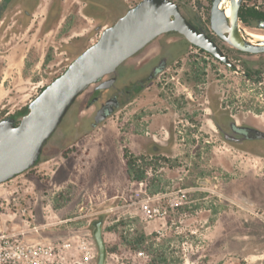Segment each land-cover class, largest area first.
Segmentation results:
<instances>
[{
	"label": "rangeland",
	"instance_id": "374dc122",
	"mask_svg": "<svg viewBox=\"0 0 264 264\" xmlns=\"http://www.w3.org/2000/svg\"><path fill=\"white\" fill-rule=\"evenodd\" d=\"M79 6V0H63L62 21L46 33L37 29V20L9 40L3 38L10 27L0 32V101L10 110L59 74L65 58L73 56L62 51L64 43L82 45L74 38L93 21ZM9 14L12 25L19 13ZM177 36L180 40L166 49L178 57L130 103L87 131L84 122L94 108L87 113L80 107L96 83L91 84L39 161L0 184V234L70 241L63 261L51 264H95L90 223L102 216L106 264H264V159L222 141L209 118L225 97L236 100L237 74L219 64L210 68L203 53L188 52L187 41ZM131 72L125 63L117 68L119 74ZM243 88L244 95L252 93L251 86ZM169 123L176 127L167 163L155 157L137 162L144 178L136 180L126 160L144 153L146 130L164 135ZM14 196L24 213H12ZM154 208L158 212L148 215L147 209ZM140 235L144 240L137 250ZM81 240L85 248L77 246Z\"/></svg>",
	"mask_w": 264,
	"mask_h": 264
},
{
	"label": "flooded vegetation",
	"instance_id": "af4514ba",
	"mask_svg": "<svg viewBox=\"0 0 264 264\" xmlns=\"http://www.w3.org/2000/svg\"><path fill=\"white\" fill-rule=\"evenodd\" d=\"M140 1L142 0H79V3H81V6H79L80 13L93 21L92 27L86 33L79 34L74 38V40H79L82 45L77 46L68 43L62 45V51L73 53V56L69 60L66 57L65 60L67 61L60 66L62 70L59 74L54 76L48 83L39 85L35 95L29 98L21 107L10 110V105L8 106L5 100H3L4 102L0 101V130L17 126L21 117L27 111L29 103L49 83L61 75L80 53L96 43L106 28L113 26L119 18ZM168 1L177 5L180 14L192 26L207 34L213 40L226 60L224 61L212 53L187 42L186 45L190 46L188 52L196 50L203 53L204 57L209 60L208 65L210 68H218L217 64H219L224 69L237 74L236 78L241 86L238 88L240 93L236 95L235 101L225 97L220 111L211 113L209 118L213 130L217 132L222 141L238 145V149L243 153H249L251 156H259L264 159V92H262L263 96H259V90H264V51L243 50L232 46L219 36L211 27L212 0ZM62 2L63 0H46L44 2L41 0H0V32L10 27L3 39L9 40L12 33L15 34L16 31H20L24 27L29 28L31 24H35L33 23L35 20H37V29L43 33L52 30L54 25L56 26L62 21ZM40 6H42V11L40 9V16L37 19V8ZM248 9H252L256 13L261 12L263 16L254 14L241 16L242 10ZM10 11L17 15L19 13L12 25H10V19L12 18H10ZM261 22H264V0H240L236 25L241 38L246 44L264 43V39L256 38L257 35L264 33V26L260 25ZM255 29L257 31H254ZM177 34L181 35L175 31H168L151 39L142 49L136 51L123 62L133 72L119 74L117 73V67L116 70L104 75L97 81L90 93L85 96L89 85L77 96V98L85 96L86 102L80 109L86 107L85 111L89 113V108L93 107L94 112H96L105 101L111 98H114L118 105L130 103L141 90L147 86L149 87L151 82L162 74L168 68L169 63L173 61V53L166 49V46L180 40ZM110 78H112V81L108 87L97 88L98 84ZM244 85L252 87L248 89L252 92L248 96L244 95ZM233 104H235V107ZM175 127V125L169 123L164 128V135L158 134L154 128L149 131L146 130L142 137L144 153L139 156L133 154L129 158L133 160L134 164L148 161V157L150 159L155 157L158 163H167L165 162L169 156L167 152L171 150L174 144ZM243 158L246 159V156L243 155ZM247 159L249 158L247 157Z\"/></svg>",
	"mask_w": 264,
	"mask_h": 264
},
{
	"label": "water",
	"instance_id": "95a60500",
	"mask_svg": "<svg viewBox=\"0 0 264 264\" xmlns=\"http://www.w3.org/2000/svg\"><path fill=\"white\" fill-rule=\"evenodd\" d=\"M227 1H230L228 18L224 8ZM212 3L211 27L219 36L234 47L264 51V43L246 44L239 34L236 19L240 0H212ZM260 25L264 26V22ZM168 31H175L189 44L226 60L213 40L180 14L176 4L168 0L140 1L113 26L106 28L96 43L80 53L61 75L29 103L17 126L0 130V184L13 179L39 161L43 147L61 126L83 90L116 70L125 59L142 49L151 39ZM176 57L178 56L173 55V60ZM111 81L112 78L98 84L97 88L108 87ZM120 107L114 98L105 101L85 120V130L95 128ZM238 196L252 205L253 202L247 197L241 194ZM90 224L97 251L95 264H106L103 217L93 219Z\"/></svg>",
	"mask_w": 264,
	"mask_h": 264
},
{
	"label": "built area",
	"instance_id": "2783aa9c",
	"mask_svg": "<svg viewBox=\"0 0 264 264\" xmlns=\"http://www.w3.org/2000/svg\"><path fill=\"white\" fill-rule=\"evenodd\" d=\"M12 213L16 215L26 209L19 210V202L12 198ZM158 212L157 208L147 209V214ZM78 247L85 248V242L77 243ZM71 247L70 241L53 243L43 240H24L19 234H0V264H51L62 262L65 254Z\"/></svg>",
	"mask_w": 264,
	"mask_h": 264
},
{
	"label": "trees",
	"instance_id": "16d2710c",
	"mask_svg": "<svg viewBox=\"0 0 264 264\" xmlns=\"http://www.w3.org/2000/svg\"><path fill=\"white\" fill-rule=\"evenodd\" d=\"M241 16L246 15V14H254V15H261L263 16V14L261 12H254L252 9H248V10H242V12L240 13ZM126 168L127 170L131 173H134L135 175V179L140 181L142 180V178H144V171L143 169L140 168L139 165L134 164L133 160L128 158L126 160ZM144 240V236L140 235L139 238L135 241L134 246H136L137 250H140V245L143 243ZM139 246V247H138Z\"/></svg>",
	"mask_w": 264,
	"mask_h": 264
},
{
	"label": "bare ground",
	"instance_id": "6f19581e",
	"mask_svg": "<svg viewBox=\"0 0 264 264\" xmlns=\"http://www.w3.org/2000/svg\"><path fill=\"white\" fill-rule=\"evenodd\" d=\"M224 8H225V16L227 15L229 17L230 16V1L226 2ZM262 39H264V35H263Z\"/></svg>",
	"mask_w": 264,
	"mask_h": 264
}]
</instances>
